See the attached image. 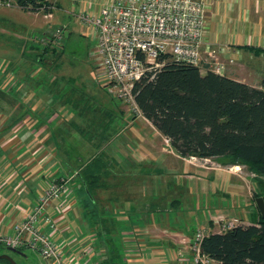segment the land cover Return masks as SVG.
Here are the masks:
<instances>
[{
    "label": "crops",
    "instance_id": "crops-1",
    "mask_svg": "<svg viewBox=\"0 0 264 264\" xmlns=\"http://www.w3.org/2000/svg\"><path fill=\"white\" fill-rule=\"evenodd\" d=\"M87 1L37 0L38 5L33 9L0 5V68L18 72L21 79L26 80L23 65L33 55L31 49L38 48V36L48 30L42 12L51 13L50 24L65 28L64 45L72 29L68 24L62 25L61 19L76 17V4ZM100 1L103 0H93V3ZM204 2L205 41L210 48L216 49L215 56L224 64L219 73L243 82L246 79L241 65L256 68L260 65L263 73L264 0ZM97 4L93 5L95 9ZM83 31L86 33L84 26ZM227 55L233 57L232 62L227 60ZM201 56V71L205 73L212 60L206 45L201 47ZM41 90V85L33 90L25 85L16 91L0 89L12 104L7 108L8 114L14 111L30 114L17 122L0 121V129H8L0 134V229L3 232L10 231V223L24 217L26 208L34 203L45 181L60 176L67 180L65 188L72 208L62 216L52 207L49 212L57 223V237L64 239L70 234L76 235V252L87 264H182L178 252L190 258L187 247L195 229L202 228L205 233L215 231L213 227L217 223L210 220V215L229 213L234 216L243 208L237 203L232 205L231 194L239 187L230 169L194 167L190 163L193 156L177 154L163 135L168 149L158 139H140L138 127L143 128L144 124L124 120L125 114L113 101L108 104L95 101L96 104L88 105L75 93L60 107L51 108L38 101L27 104L29 95L40 96ZM59 127L64 128L61 145L75 146V154L78 150L83 155L84 160L78 166L68 161L71 158L68 151L59 149L58 135L51 130ZM122 127L131 131L128 135L137 134L141 146L139 159L143 160L130 158L124 147L125 136L119 142L125 154L110 148L115 142L112 136L119 135ZM72 129L83 140L78 137L68 141ZM95 147L103 151L106 159H115L118 166L100 170L101 185L87 196L79 165L92 156L94 150L91 148ZM164 151L168 152L170 161L161 158ZM194 158L205 162L217 160V157ZM108 177L117 178L118 183H106ZM246 212L241 217L247 220L250 216L247 223H255L260 214L257 206H251Z\"/></svg>",
    "mask_w": 264,
    "mask_h": 264
},
{
    "label": "built area",
    "instance_id": "built-area-1",
    "mask_svg": "<svg viewBox=\"0 0 264 264\" xmlns=\"http://www.w3.org/2000/svg\"><path fill=\"white\" fill-rule=\"evenodd\" d=\"M22 1L0 0V5L32 8ZM88 1L76 4L75 14L92 37L89 54L95 78L117 104L127 107L125 115L129 117L147 120L135 102L133 88L142 78L151 79L155 70L163 65L159 61L161 54L167 53L176 60L201 68V47L206 45L212 57L210 69L221 72L224 68L215 56L216 49L210 48L205 41L204 0H103L99 4ZM45 12V17L51 16ZM50 30L57 42L64 38L63 26ZM227 60L232 62L233 57L227 55ZM6 84L15 85L16 82L11 78ZM66 181L61 176L45 181L34 203L26 208L24 217L13 221L8 232L0 229V240L11 247L36 249L45 264H87L76 252V235L70 234L64 239L57 237V223L49 212L52 207L62 216L72 208ZM240 212L242 214L243 209ZM210 220L218 223L220 230L241 224L237 216L219 219L217 215H210ZM204 235L203 230L195 229L187 247L190 258L178 252L182 264H222L201 251Z\"/></svg>",
    "mask_w": 264,
    "mask_h": 264
},
{
    "label": "trees",
    "instance_id": "trees-1",
    "mask_svg": "<svg viewBox=\"0 0 264 264\" xmlns=\"http://www.w3.org/2000/svg\"><path fill=\"white\" fill-rule=\"evenodd\" d=\"M22 2L31 4L32 9L38 5L37 0ZM41 56L36 55L34 61H41ZM159 61L163 65L151 79L144 77L135 83L134 99L142 115L169 140L174 151L183 157H226L230 164H245L264 178V74L260 85L253 86L211 69L201 73L200 66L167 53L161 54ZM7 74L11 73L4 71L3 76ZM11 78L16 84L0 89L16 91L17 85L25 83L19 84L12 74ZM123 119L131 122L127 115ZM102 155L95 152L79 165L87 196L101 185L98 172L106 168L108 160ZM253 195L255 199L264 192L254 190ZM200 247L222 264H264V216L260 213L252 224L206 232Z\"/></svg>",
    "mask_w": 264,
    "mask_h": 264
},
{
    "label": "rangeland",
    "instance_id": "rangeland-1",
    "mask_svg": "<svg viewBox=\"0 0 264 264\" xmlns=\"http://www.w3.org/2000/svg\"><path fill=\"white\" fill-rule=\"evenodd\" d=\"M44 13L42 12L43 17L47 20L48 24V30L44 32L43 35H39V42L37 44L38 48L31 49L33 52V55H31V58L29 61H26V65L24 66V72L29 78H27L24 81H21L20 74L14 73L13 70L9 69L7 72H12L14 76L18 78L19 84L21 82H25L24 85H29V88L32 90L35 86L41 85V95L37 97V95H29V101L28 98L26 99L27 104L31 102L38 101V104L45 105L46 103L51 106V108H55V106H62V103L64 101H67L68 99H71L75 93L78 95H81L84 99V104H96L95 101L100 103H111L112 99L111 96L107 91L104 90L102 86H100L95 78V68L90 58V50L92 49V37L89 33V30L86 29V33L83 31V25L76 16H66L64 19H61L60 22L63 25H70L69 28L72 29L71 35L69 38H67L64 42V45L61 47L60 43H63L64 39L57 42L56 37L52 35V31L50 29L58 27L54 26L51 22L50 16L45 17ZM49 19V20H48ZM53 25V26H52ZM58 43V44H57ZM38 55H42L43 57L41 61L35 62L34 57ZM264 56V54H261ZM3 59V58H2ZM238 67H241L242 71H244L243 77L246 79V83H249L253 86H259L261 77L263 76L264 72H261L262 67L259 65V68L252 67V65L249 67H244L243 65L236 64ZM262 65H264L262 63ZM203 70V69H201ZM4 69L0 68V76H3ZM38 71V73H36ZM204 72V71H203ZM201 71V73H203ZM11 80V74H7L3 76V79H0V86L6 85L8 81ZM19 90L21 89L22 85H17ZM8 91L12 90V88H7ZM17 98V97H16ZM9 99V98H8ZM6 99V96L3 95V92H0V121H4L7 119H12L13 122L20 121L23 117L30 116L29 113L25 112L23 115L19 111H14L13 114L7 113V108L9 107L10 100ZM13 103H16L15 99L13 100ZM120 110H122V114H126L127 107L125 105H119ZM65 112H61V114H64ZM131 115H134V113H131ZM23 116V117H22ZM136 116V115H135ZM34 116H31V119H33ZM134 119L135 121H139L140 123H143V128L138 127L137 129L141 132L142 137L140 139H158L159 141H162L165 147L166 143L162 139V134L150 123V121H147L143 118H135L134 116H131V122ZM150 123L148 125V123ZM2 127V126H1ZM127 128V127H126ZM125 127H122L121 133L119 135L115 134V136H112V141H115L111 144L110 148L118 151L123 152V149L121 150L122 146L119 142L123 140V138L126 137L124 145L125 151L127 150L128 155L130 158L134 161H141L144 158L140 156L139 159V152L140 149V139H138V136L136 133L133 135H128L129 133L128 129ZM8 129L7 128H1L0 134H4ZM52 131L58 135L59 139V149L65 150L69 152V158L68 161L74 165L78 166L80 162H83L84 158L83 155L80 154L77 150V155L75 154V146H71L70 144H62L61 140L64 135V128L59 127L57 129L51 128ZM75 130H71L69 136L67 137V140L70 141L72 138H78L76 134H74ZM134 132V130H133ZM129 134H132L131 131ZM62 136V137H61ZM125 136V137H124ZM83 137H79L78 140H83ZM64 141V140H63ZM61 142V143H60ZM73 142V141H72ZM61 146V147H60ZM163 146V147H164ZM82 148H86V145H84ZM168 149V147H166ZM91 150H94L93 152H98V149L91 148ZM102 150H100L101 152ZM103 153V151H102ZM165 153V154H164ZM164 156L161 158L163 160L170 161V156L168 155L167 151H164ZM116 154V152H115ZM125 154V153H124ZM104 155V154H103ZM102 155V157H104ZM168 155V156H167ZM138 159V160H137ZM189 159V158H188ZM228 158L226 157H217V160L214 159V162L204 160H198V159H190V163L193 164L194 167L200 168V169H207L210 166H215L217 168L226 170H231V175H236L237 181H234L236 185H238L239 189L236 193H232L231 202L232 205L240 204V207H243V213H248L246 211H249L250 207H256V202L254 199L253 192L254 190L260 192H264V178L259 177L255 175L253 172H251L245 164H230L228 162ZM173 167H176V169L179 168V165L175 163H171ZM230 164V165H229ZM118 166L117 163H115V159H109L106 162V168L109 167H116ZM170 166V165H169ZM181 175H177L176 177H180ZM62 177V176H61ZM110 177H108L109 179ZM199 178V177H197ZM194 179H196L194 177ZM197 180V179H196ZM108 181V182H107ZM106 183L114 184L118 183L117 178H110L107 180ZM102 181L100 180V183ZM240 209V211H241ZM2 211V208H1ZM214 213V212H212ZM233 214V213H232ZM239 218L241 224H248L249 218L251 220L252 217H247V220H244L241 217V212L235 213ZM245 215V214H244ZM233 215H228L225 213L219 214L217 213V217L220 219L221 217H232ZM226 220V219H225ZM11 224V223H10ZM252 224V223H251ZM217 223V226L213 227V230L219 231L220 225ZM10 226V225H9ZM202 230V228H200ZM204 231V230H203ZM4 246H10L8 244H5L4 241L0 240V254H7L10 256L17 264H45L42 256L40 253L33 248L22 246V247H14L17 248V251H12L8 248H4ZM0 264H3L0 261Z\"/></svg>",
    "mask_w": 264,
    "mask_h": 264
},
{
    "label": "water",
    "instance_id": "water-1",
    "mask_svg": "<svg viewBox=\"0 0 264 264\" xmlns=\"http://www.w3.org/2000/svg\"><path fill=\"white\" fill-rule=\"evenodd\" d=\"M255 202H256V205H257V208H258L259 212L261 213V215L264 216V195L257 196L255 198ZM4 247H6V248H8L10 250H13V251L15 250V248L11 247V246H4ZM0 257H7L8 258L9 256L6 255V254H1Z\"/></svg>",
    "mask_w": 264,
    "mask_h": 264
},
{
    "label": "flooded vegetation",
    "instance_id": "flooded-vegetation-1",
    "mask_svg": "<svg viewBox=\"0 0 264 264\" xmlns=\"http://www.w3.org/2000/svg\"><path fill=\"white\" fill-rule=\"evenodd\" d=\"M5 248V247H4ZM13 251V250H12ZM14 251H17V248H15ZM1 255V254H0ZM7 255V254H6ZM0 261L3 263V264H17L10 256L7 258V257H0Z\"/></svg>",
    "mask_w": 264,
    "mask_h": 264
}]
</instances>
